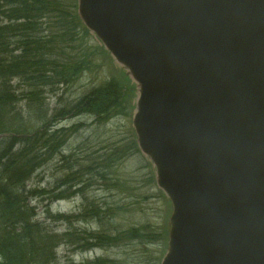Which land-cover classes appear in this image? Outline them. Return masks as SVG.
Instances as JSON below:
<instances>
[{
  "label": "water",
  "instance_id": "1",
  "mask_svg": "<svg viewBox=\"0 0 264 264\" xmlns=\"http://www.w3.org/2000/svg\"><path fill=\"white\" fill-rule=\"evenodd\" d=\"M138 92L172 205L161 264H264V0H78Z\"/></svg>",
  "mask_w": 264,
  "mask_h": 264
},
{
  "label": "trees",
  "instance_id": "2",
  "mask_svg": "<svg viewBox=\"0 0 264 264\" xmlns=\"http://www.w3.org/2000/svg\"><path fill=\"white\" fill-rule=\"evenodd\" d=\"M76 1L0 0V264H62L57 255L61 245L88 251L105 248V240L109 245L117 241L112 235L101 238L97 233L80 230L68 229L60 234L50 226L58 222L71 226L99 218L98 212L93 216L90 210L93 203L81 216L53 215L50 206L85 190L90 177L111 183L112 170L122 158L117 148L92 161H88L90 157L79 161L74 154L62 155L67 170L62 181L47 190L28 185L67 139L62 130L55 129L60 120L72 113L76 118L87 114L100 123L127 115L120 109L132 108L131 85L111 81L70 110L48 119L45 93L69 86L90 70L87 56L76 54L84 38L91 36L77 16ZM97 52L104 56L101 46ZM23 101L28 103L26 112L21 107ZM36 199L48 201L44 221L36 218V209L31 205L30 201ZM116 263L97 258L79 264Z\"/></svg>",
  "mask_w": 264,
  "mask_h": 264
},
{
  "label": "rangeland",
  "instance_id": "3",
  "mask_svg": "<svg viewBox=\"0 0 264 264\" xmlns=\"http://www.w3.org/2000/svg\"><path fill=\"white\" fill-rule=\"evenodd\" d=\"M98 46L97 40L92 35L84 38L81 47H77L76 54L87 56L91 61L90 70L69 86H59L58 89L45 93V111L49 116L48 119L63 110H70L101 84L116 81L124 86L130 85L131 81L127 80L122 69L105 52L104 56L98 54ZM69 51L71 53L72 50ZM18 92L22 90L18 88ZM133 101L134 96L133 99L130 96V107ZM27 105V101L21 103L25 112L28 109ZM120 111L123 114L126 112L127 115H119L111 121L100 123L87 114L74 118L71 116L72 113L57 127V129H70L66 134L68 139L62 151L65 154L72 152L79 161L89 157L88 161H92L94 158L108 155L115 148L122 155L120 163L112 170L114 175L111 183L118 185L111 186V183H108L109 186H104L97 179L91 180L93 186L87 190V195L92 199L95 207L99 208L97 211L93 205L90 209L93 216L98 212L99 218H90L71 226V231H92L101 238L113 235L111 238H116L117 241L114 245H109V241L105 240L106 248L87 254L74 253V248H71L73 252L62 245L57 255L63 264L67 261L78 263L95 257L112 259L117 262L116 264H160L164 255L166 242L161 232L167 227L171 206L156 185L151 163L134 145L132 112L129 114L128 109L126 111L120 109ZM71 129H77L78 133L70 137L69 133H73ZM75 163L73 162L72 165L76 166ZM65 175L63 164L56 157L39 170L29 185L49 189L59 180L62 181ZM45 203L41 200L32 202L40 219H44ZM77 209L84 211V206L78 199L60 202L52 208L54 213L67 215L78 212ZM50 226L60 234L69 228L66 222L53 223Z\"/></svg>",
  "mask_w": 264,
  "mask_h": 264
}]
</instances>
